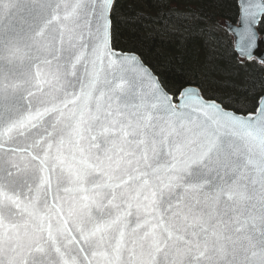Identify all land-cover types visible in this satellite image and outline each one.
<instances>
[{
    "label": "snow or ice",
    "instance_id": "obj_1",
    "mask_svg": "<svg viewBox=\"0 0 264 264\" xmlns=\"http://www.w3.org/2000/svg\"><path fill=\"white\" fill-rule=\"evenodd\" d=\"M230 2L210 58L264 71ZM126 5L0 0V264H264V76L160 70Z\"/></svg>",
    "mask_w": 264,
    "mask_h": 264
},
{
    "label": "trees",
    "instance_id": "obj_2",
    "mask_svg": "<svg viewBox=\"0 0 264 264\" xmlns=\"http://www.w3.org/2000/svg\"><path fill=\"white\" fill-rule=\"evenodd\" d=\"M125 11L129 15L144 17L136 25L137 38L145 55L162 71L175 72L194 66L201 72L213 73L217 80L234 79L237 83L246 76L256 79L264 76L258 62L250 64L245 71L235 66L234 59L231 64L227 63L230 59L227 56L216 60L210 58L213 40L227 41L230 38L224 24L225 19L233 16L234 7L230 0H128ZM177 13L198 19L185 22L177 18ZM161 16L167 19V26L164 22H157ZM204 27L213 28L212 36L199 31ZM217 50L226 53L224 45ZM216 68H227L229 72H238L239 76L225 77L215 72Z\"/></svg>",
    "mask_w": 264,
    "mask_h": 264
},
{
    "label": "water",
    "instance_id": "obj_3",
    "mask_svg": "<svg viewBox=\"0 0 264 264\" xmlns=\"http://www.w3.org/2000/svg\"><path fill=\"white\" fill-rule=\"evenodd\" d=\"M226 22H234V21H232L231 19H228V18L225 19V20H224L225 28H226ZM226 30H227V28H226Z\"/></svg>",
    "mask_w": 264,
    "mask_h": 264
}]
</instances>
